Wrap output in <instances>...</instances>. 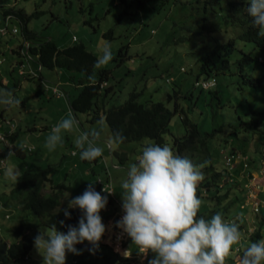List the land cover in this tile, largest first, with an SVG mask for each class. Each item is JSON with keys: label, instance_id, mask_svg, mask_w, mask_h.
Segmentation results:
<instances>
[{"label": "rangeland", "instance_id": "rangeland-1", "mask_svg": "<svg viewBox=\"0 0 264 264\" xmlns=\"http://www.w3.org/2000/svg\"><path fill=\"white\" fill-rule=\"evenodd\" d=\"M148 1H144V10L139 13L135 12L133 5L126 7L118 0H0V6L21 10L28 15L27 28L38 35L36 40L52 39L59 47H64L74 42L72 37L75 35L76 42L85 44L97 58L101 56L104 46H110L113 59L101 68L94 67L90 75V79H96L100 69H110L106 81L112 85L113 92L106 103L107 107L125 102L132 92L138 93L137 101L143 104L163 101L169 108H173V102L177 100L188 111V116L197 122L201 134H207V143L218 168L223 167V174L230 177L228 182L221 183L223 186L219 193L223 194L227 187H231L229 189L232 192V186L240 183L243 185L245 180L250 182L246 190H251L250 193L260 201L259 211L253 212L252 203L246 205L245 209L240 208L237 203L229 212L239 215L243 222L239 221L238 224L244 223L246 227V224L253 223L254 230L259 219L264 216V136L249 128L248 112L251 108L264 107V77L261 86H251L239 81V73H219L213 90L200 91L193 86L196 67L192 63L195 55L192 51L196 53L203 44L213 45L215 39H227L232 29L225 27V20L220 15L206 12L202 1L177 0L174 5L176 0H171L169 8L165 5L160 10L155 9L156 2L151 4ZM225 4V0H220L215 8L224 11ZM204 23L217 28L209 34L191 35V31L203 29ZM4 28V32H0V91H11L20 103L10 107L0 105V130L6 132L11 128L5 123L9 120L16 135L15 144L33 147L31 151L23 148L24 154H19L12 147L7 152V145L0 142V158L5 159L4 164L0 163V238L8 244L14 239V231L20 224H23L21 235L33 238L47 225L40 224L30 209L21 207L17 194L11 192L15 182L5 177V169L17 168L22 172L34 165L49 166L53 182L71 185L74 197L82 195L89 182L95 183L94 187L98 191L96 180L100 176L104 178L106 169H109L113 190L116 192L114 197L117 205H120V193L123 191L121 181L126 178L127 168L152 140L144 138L140 141L110 143L113 136L102 116L92 122V113H74L70 108L68 97L73 98L78 93L83 74L66 68H41L34 58L30 59L26 53L23 55L27 49L26 42L23 51L20 48L23 42L22 24L14 16L6 23L0 8V30ZM14 28L16 33L11 31ZM236 46L246 50L239 41ZM238 50L237 48L235 56L240 55ZM20 64L23 65L20 67ZM247 68L255 77L264 76V66L259 60L248 64ZM20 70L23 73H19ZM58 82H61L60 97L51 92L52 85H57ZM69 112L77 120L79 130H99L97 122L104 121L99 144L104 149L101 158L91 162L80 159L79 150L74 145L78 132L65 133L62 146H58L53 152L45 148V140L52 127L67 117ZM240 120L244 122L243 125H238ZM184 133L185 127L180 114H173L169 131L164 135L165 144L172 147L173 138ZM108 143L111 145V153L107 149ZM115 150L126 151L125 161L122 162L113 153ZM110 154L114 163L111 162ZM226 157H230L228 165H225ZM231 178L240 182L236 183ZM49 191V188L45 189V192ZM214 193L216 190L213 186L206 190L205 186L199 184L198 196L203 201L201 208L215 202L211 200ZM68 198L70 195L66 193L62 206L67 207ZM223 203L225 204V200ZM104 212H113V206L107 204L101 214ZM109 217L106 214L102 216L105 225L111 222ZM114 230L116 232L115 228ZM245 232H241L242 236ZM108 242L104 236L94 255L87 250L91 247L87 242L76 245L83 250L82 254L69 253L66 264H145L143 256L139 254L121 258L115 253L124 255L119 253L123 246ZM250 242L242 240L237 246L244 251ZM235 247L236 245L226 260L228 264H232L238 254ZM151 258L152 253H149L148 259ZM0 264H42V257L32 247L27 257Z\"/></svg>", "mask_w": 264, "mask_h": 264}, {"label": "trees", "instance_id": "trees-1", "mask_svg": "<svg viewBox=\"0 0 264 264\" xmlns=\"http://www.w3.org/2000/svg\"><path fill=\"white\" fill-rule=\"evenodd\" d=\"M118 1L124 3L126 7L133 5L136 13L144 10L142 8L144 7L145 0ZM198 1L204 3V10L206 12L214 13L224 18L225 27H229L232 30L229 31L227 39L223 41L215 39L213 45L207 46L203 44L196 53L192 51L195 54L192 63L196 67V80L193 86L199 88L200 91H211L217 85L216 75L219 73H239V81L242 84L261 86L264 76H253L248 72L249 68H247V65L254 64L260 58L259 62L264 66V37L257 34L258 29L253 26L252 18L247 13L248 5L245 3V0H225L226 4L224 11L222 10L223 12L215 8V5L220 3V0ZM149 2H152L151 4L156 2L157 6L155 9L159 10L163 9L165 5H168L169 8V5L172 3L171 0H149ZM177 2L176 0L174 5ZM0 8L5 15L6 23L13 16L20 20L22 24V40L29 43L26 47V54L30 56V59L34 58L41 68H66L72 71H79L83 74L81 78L86 80H80L78 93L73 98L68 97L70 108L74 113H92V122L99 120L102 116L112 136L114 133H120L125 138L123 142L140 141L144 138H149L152 142L163 145L165 144L164 135L169 131L170 119L173 114L179 113L185 127V133L180 137L173 138L172 149L177 154L191 159L194 164H204L203 171L205 178L200 184L205 186L206 190L210 189L211 186L216 190V193L211 196V200L216 203L214 202L215 204L213 203L212 205H208L210 203L206 204L205 208L200 209V215L207 219L216 213H221L227 222L238 224L240 221L239 215L235 212L231 213L229 210L237 203L240 204L243 201L244 186L241 183H235L236 185L232 186L234 188L232 192L229 189L231 187H227L226 191H224L225 193H219L223 186L221 183L228 182L229 178L223 174V167L218 168L219 165L215 161V158H213L211 149L207 143V134H201L197 122L188 116V111L177 100L173 102V108H169L163 101L143 104L137 101L138 93L132 92L125 102L107 107L106 103L113 92L112 85H109L106 81L110 74V69H100L97 78L90 79L98 58L86 48L85 44L82 42L77 43L75 35H73L75 40L72 37V41L74 42L64 47H59L52 39L36 40L35 37L38 35L27 28L28 15L24 14L21 10L4 8L2 6ZM203 18L206 19V16H203ZM217 26L219 25L217 24ZM215 27L204 23L203 29L191 31V35L209 34ZM238 41L241 45H244L246 50L236 46V42ZM23 42L20 45L21 49L25 48ZM237 48L239 49V56L234 55ZM29 77L32 76L30 75ZM208 79H214L215 84L203 88L200 84L201 81ZM190 96H192V93ZM248 113L249 128H252L255 131L254 133L258 132L264 136V107L251 108ZM243 124L242 120L238 123V125ZM15 137V133L8 135V141L12 144V150L19 154H24L23 147L13 144ZM50 168L49 166L34 165L31 168L25 169L22 171L23 175L19 181L12 186L11 192L17 194L18 203L22 208L30 209L37 216L40 224L48 226L57 223V228L60 231L66 232L67 228H61L58 221L65 220V224L76 225L81 213L79 209H69L72 218L70 220L65 219L62 210L66 207L62 206V203L66 193H69L70 198H74L72 187L64 182H53V179L50 177ZM109 175L110 172L106 170L104 178L99 177L100 182L96 180L98 192L104 195L107 194L100 191V188L108 181L112 183L111 178H109L111 175ZM47 188L50 189L49 192H45ZM113 200V195L108 196L109 202H113ZM223 200H225V204ZM238 225L240 230L244 227L243 224ZM263 225L264 218L262 217L259 219L257 227L250 233L251 242L262 239ZM22 232L23 224H20L14 231V239L10 243L7 244L0 238V263H6L10 260L18 261L29 255L33 247L34 238L26 234L21 235ZM115 254L118 255L117 253ZM235 262L236 259L232 264Z\"/></svg>", "mask_w": 264, "mask_h": 264}, {"label": "clouds", "instance_id": "clouds-1", "mask_svg": "<svg viewBox=\"0 0 264 264\" xmlns=\"http://www.w3.org/2000/svg\"><path fill=\"white\" fill-rule=\"evenodd\" d=\"M245 3L257 34L264 37V0H245ZM25 42L27 47L29 43L24 41L23 46ZM101 53L96 68L113 59L110 46H104ZM19 103L11 91H0V105L10 107ZM97 123L99 130H79L77 120L69 112L52 127L44 146L53 152L62 146L65 133L78 132L74 145L80 159L91 162L101 158L104 149L99 144L104 121ZM124 139L120 133H114L110 143H123ZM204 167L177 154L168 144L155 142L145 145L142 154L128 166L126 178L121 181L122 216L114 227L120 230L118 239L124 235L130 238L139 255L147 258L152 253L147 264H226L233 246L240 245L242 233L237 223L227 222L221 213L207 219L200 215L203 201L198 196V187L205 178ZM4 175L17 183L23 174L17 168H8ZM94 184L89 182L82 195L68 198L67 207L62 210L66 220L72 218L69 209L80 210L76 225L60 220L58 223L61 228H67L66 232L53 223L34 237L33 247L42 257V264H66L69 253L82 254L83 250L76 245L85 242L91 245L87 249L91 254L99 250L109 231L101 212L107 207L108 196L116 192L104 186L102 192L107 195H101ZM124 257H130L129 249ZM239 264H264V239L245 247Z\"/></svg>", "mask_w": 264, "mask_h": 264}, {"label": "crops", "instance_id": "crops-1", "mask_svg": "<svg viewBox=\"0 0 264 264\" xmlns=\"http://www.w3.org/2000/svg\"><path fill=\"white\" fill-rule=\"evenodd\" d=\"M10 20H11V18H10ZM9 21V20H8ZM17 31H15V32H13V33H16ZM12 51L13 52H15V49H12ZM60 85H61V82H58L57 83V85H52V88H54V87H58L59 89H60ZM51 92H52V94H55L56 95V97H60L62 94H57V93H54L53 92V89L51 90ZM9 121V120H8ZM11 123V122H10ZM2 128V127H1ZM8 131V130H7ZM7 131L5 132V131H3L4 133H7ZM14 133V131L11 133V134H13ZM10 135V134H9ZM7 137H8V135H7ZM15 140H16V137H15ZM13 144H15V141L13 142ZM12 145V144H11ZM107 149H108V151L111 153V145L108 143V145H107ZM31 151V150H30ZM72 153H74V151L72 152ZM113 153H115L116 154V156H119V159L123 162V161H125V159H126V157H127V153H126V151H124V150H115ZM119 154V155H118ZM111 155V154H110ZM263 161H264V159H263ZM111 162H113L114 163V161H113V156L111 155ZM226 165V164H225ZM106 170H108L109 171V169H106ZM110 172V171H109ZM111 175V174H110ZM109 175V176H110ZM101 177V176H100ZM102 178V177H101ZM109 178H111V181H112V177L110 176ZM99 179V177L97 178V180ZM229 179H230V177H229ZM231 179H233V178H231ZM236 183H239L240 181H238L237 179H233ZM234 182V183H235ZM264 182V181H263ZM111 183V182H110ZM249 182H247L246 180L243 182V186H244V193H243V195L245 196L243 199H244V202H241L240 204H239V207L240 208H242V209H245L246 207V205H248L249 203H252L253 202V199H251V198H248L249 196V190H246L247 188H246V184H248ZM111 188H112V191H114L113 190V183H111ZM248 192V193H247ZM247 193V194H246ZM248 196V197H247ZM256 196V195H255ZM113 198H114V200H113V202H109L108 201V204H110V205H112L113 206V212H111V213H109V212H107V213H102L101 214V216H103L104 214H106V215H108V216H110L109 218H110V220H111V222L110 223H108L107 224V226L109 225L110 226V228H109V230H110V233H109V231L105 234V239L107 240V242L109 241V242H114V240H113V235L115 234V230H114V225H115V222L117 221V220H119V218H118V216L120 215V216H122V211H121V204L120 205H117V203H116V199H115V197H114V195H113ZM248 199H251L252 201L250 202ZM256 200H258V199H256ZM258 202H260L259 200H258ZM252 206V205H251ZM110 209L111 208H109V210L108 211H110ZM252 209H253V206H252ZM263 218H264V216H262ZM121 218V217H120ZM109 220V221H110ZM241 222H243L242 220H240ZM241 224H243L244 225V223H241ZM251 227V228H250ZM257 227V226H256ZM263 227H264V225H263ZM253 228H254V224L253 223H249V224H246V227H245V225H244V227L241 229V232H245V230H247V232H245V235H243L242 236V240L244 241V240H249L250 241V235H249V232L251 233L252 231L251 230H253ZM245 229V230H244ZM264 232V228H263V231H262V233ZM249 236H248V235ZM108 237H110V239H108ZM248 237V238H247ZM262 239H264V233H263V237H262ZM242 240H241V243H242ZM108 242V243H109ZM250 243H252V242H250ZM121 246H123L122 248H120L121 250V252H119V253H124V251H126V250H128L129 249V254H130V257L129 258H131V257H133V256H136V255H138V253H137V249H136V246L135 245H132V243H131V240H130V238H128L127 236H126V238H125V240L123 241V243H122V245ZM248 246V245H247ZM246 246V247H247ZM120 247V246H119ZM237 249V252H238V254H236V262L235 263H237V264H239V261H240V258H241V256H242V254H243V251L241 250V247L240 246H237L236 245V247H235V250ZM119 255V254H118ZM119 256H121V257H124V255L122 254V255H119ZM147 259H148V257L147 258H144L143 257V261L145 262V264H146V261H147ZM226 264H228L227 262H226Z\"/></svg>", "mask_w": 264, "mask_h": 264}, {"label": "built area", "instance_id": "built-area-1", "mask_svg": "<svg viewBox=\"0 0 264 264\" xmlns=\"http://www.w3.org/2000/svg\"><path fill=\"white\" fill-rule=\"evenodd\" d=\"M5 28L4 29H1L0 32H4ZM16 29H12V32H15ZM73 40H75V37H73ZM23 64H20L19 66L21 67ZM19 73H23V70H20ZM197 83V82H196ZM202 85L203 88H207L209 86H212L215 84V80L214 79H210V80H203L201 81L200 83ZM53 89V92L54 93H57V94H62V92L60 91V89L58 87H54L52 88ZM5 123L9 126H11L10 129H8L7 133H4L3 131L0 130V142L4 143L7 145V152H10V149L12 147L11 143L8 141V137L7 135L11 134L13 132V127H12V124L10 123V121L6 120ZM2 127V124L0 123V129ZM23 148L30 151L33 149L32 146H29V145H23ZM0 163H5V159L4 158H0ZM230 163V157H226L225 158V164L228 165ZM262 174V173H261ZM254 178V177H253ZM98 182H100V180L98 179ZM250 183V182H249ZM248 183V184H249ZM248 184H246L245 186H248ZM106 187L108 190L112 191V188H111V183L110 181L106 182L103 186H101L100 188V191H102L103 187ZM251 192V190H250ZM249 192V198L253 199V202H252V205H253V211H258L259 209V203L258 200H256V196L254 194H251ZM251 195V196H250ZM120 215L118 216V218L120 219ZM116 229V232L115 234L113 235V240L115 242V245L117 246H121L123 241L125 240L126 238V235H124L122 238L118 239V236L120 235V230L115 228Z\"/></svg>", "mask_w": 264, "mask_h": 264}]
</instances>
